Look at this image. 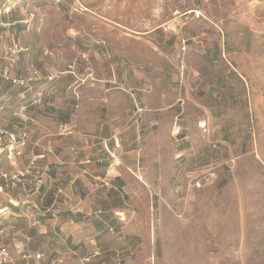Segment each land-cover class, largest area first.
Listing matches in <instances>:
<instances>
[{
	"label": "rangeland",
	"instance_id": "374dc122",
	"mask_svg": "<svg viewBox=\"0 0 264 264\" xmlns=\"http://www.w3.org/2000/svg\"><path fill=\"white\" fill-rule=\"evenodd\" d=\"M65 3L63 10L54 0H25L47 13L35 36L39 53L104 40L175 88L185 63L190 104L177 121L191 142L174 166L185 176L171 180L172 191L127 200L132 218L143 216L155 237L150 263L264 264V0ZM170 111L166 121L175 123ZM159 148L182 151L168 138Z\"/></svg>",
	"mask_w": 264,
	"mask_h": 264
},
{
	"label": "crops",
	"instance_id": "0c3cea01",
	"mask_svg": "<svg viewBox=\"0 0 264 264\" xmlns=\"http://www.w3.org/2000/svg\"><path fill=\"white\" fill-rule=\"evenodd\" d=\"M59 6L65 10V0ZM40 14L42 26L47 13ZM13 18H18V14L14 13ZM12 31L33 46L31 54L12 60L14 71L22 73L27 63L34 61L43 73L59 71L60 76L54 83L44 85L41 102L29 108L40 121V125H31V139L53 147V153L41 164L58 181L38 198L39 205L51 211L35 226H30L19 212L4 223L0 242L14 253V261L9 264H81L82 255L96 251L99 254L87 264H152L149 259L154 254L150 256L146 252L152 247L154 250L155 237L143 216L132 218L133 211L127 200L139 192L147 194L148 189L155 194L172 191L171 180L185 176L174 171L176 161L191 142L183 131L186 127L177 121L190 104L183 77L185 63L182 61L180 65L182 77L179 87L175 88L108 50L104 40L97 41L100 46L92 44L85 50L76 44L56 52L45 48V54L50 50L53 55L47 58L36 47L35 36L42 29L36 31L19 24ZM81 52L88 53V58L79 60L75 69H69L68 65ZM122 87L134 90L141 103L149 106L140 119L132 118V97ZM4 91L9 93L5 102L8 109L0 111V122L12 127L17 122L13 110L22 102L23 91L9 85L0 93ZM30 95L26 93L27 98ZM171 108H175V123L166 121ZM66 123L72 126L73 133L59 136V127ZM101 138L109 140L116 160H98ZM164 138L175 139L182 148L181 153H161L159 146ZM143 140L146 146L141 155L137 147ZM39 150L40 146L29 144L22 163H27L31 153ZM88 157L94 162L84 163ZM83 169L88 172L84 173ZM60 185L64 192L56 197ZM11 207L18 211L15 206ZM124 213L125 220L121 221L119 214ZM22 247L41 251L44 256L39 261L24 260L19 256Z\"/></svg>",
	"mask_w": 264,
	"mask_h": 264
},
{
	"label": "built area",
	"instance_id": "2783aa9c",
	"mask_svg": "<svg viewBox=\"0 0 264 264\" xmlns=\"http://www.w3.org/2000/svg\"><path fill=\"white\" fill-rule=\"evenodd\" d=\"M57 4H62L64 0H54ZM17 13L18 18H13ZM40 10L38 7L25 4V0H0V91L9 85L23 91L22 102L13 110V116L17 122L12 127H8L0 122V195H6V201L0 197V234L1 227L17 212L25 216L30 226L38 225L42 217L46 216L51 208H42L39 205V197L43 196V191L51 189L58 181L50 173L47 166L42 163L49 154L53 153V147L48 143L42 146L38 140H32L31 125H40L39 119L29 110L30 106L38 105L45 92V84L54 83L60 76V72L45 74L34 61L27 63L26 70L22 73L13 70L12 60L22 54L29 55L33 46L23 39L21 34L12 31L17 25H25L26 28L41 29V23L34 25V21H39ZM41 16V14H40ZM11 38V39H10ZM51 54L50 50L45 51ZM88 53L81 52L68 65L69 69H75L79 60H86ZM93 76V73L90 75ZM116 84V83H115ZM129 92L132 97L133 108L132 118L138 120L149 110L147 104H142L136 92L130 88L122 87ZM26 93L31 95L27 98ZM8 91L0 93V111L8 109L6 100ZM73 133V128L69 124H62L59 127V136H68ZM32 144L34 147H41V150L31 153L27 163H22L21 158L25 154L26 147ZM80 148L77 147V152ZM98 160L117 159L116 152L109 145V140L101 138L98 142ZM93 159L88 157L84 163L91 164ZM10 165L14 167H10ZM87 173V169H83ZM138 178L143 180V176ZM64 192L62 185L57 187L56 197ZM6 202V204H4ZM11 206H15L18 211H13ZM99 213L102 210L98 211ZM121 221L125 220L122 214H119ZM114 227L110 228L113 232ZM99 251L80 257L81 264L89 263L90 259L97 256ZM19 256L24 260H41L44 254L41 251L28 250L22 247ZM14 261L12 249L0 242V264H9Z\"/></svg>",
	"mask_w": 264,
	"mask_h": 264
}]
</instances>
